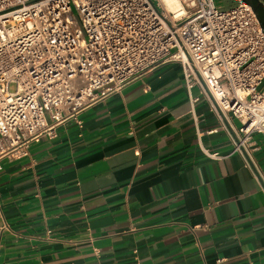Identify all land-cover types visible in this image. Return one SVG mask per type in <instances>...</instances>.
<instances>
[{"label": "crops", "instance_id": "obj_1", "mask_svg": "<svg viewBox=\"0 0 264 264\" xmlns=\"http://www.w3.org/2000/svg\"><path fill=\"white\" fill-rule=\"evenodd\" d=\"M233 150L162 64L0 158V264H264V137Z\"/></svg>", "mask_w": 264, "mask_h": 264}, {"label": "built area", "instance_id": "obj_2", "mask_svg": "<svg viewBox=\"0 0 264 264\" xmlns=\"http://www.w3.org/2000/svg\"><path fill=\"white\" fill-rule=\"evenodd\" d=\"M177 1L178 15L164 0H0V158L26 156L39 137L170 62L234 153L248 151L252 134L264 137V31L254 10L243 0ZM194 123L202 153L221 158ZM7 229L0 216V237Z\"/></svg>", "mask_w": 264, "mask_h": 264}, {"label": "water", "instance_id": "obj_3", "mask_svg": "<svg viewBox=\"0 0 264 264\" xmlns=\"http://www.w3.org/2000/svg\"><path fill=\"white\" fill-rule=\"evenodd\" d=\"M243 1L252 7L264 31V2L261 0H243ZM256 4L260 6V10L257 9Z\"/></svg>", "mask_w": 264, "mask_h": 264}, {"label": "bare ground", "instance_id": "obj_4", "mask_svg": "<svg viewBox=\"0 0 264 264\" xmlns=\"http://www.w3.org/2000/svg\"><path fill=\"white\" fill-rule=\"evenodd\" d=\"M167 3L168 9L175 13V14H179L182 9L180 8V4L177 0H164Z\"/></svg>", "mask_w": 264, "mask_h": 264}, {"label": "rangeland", "instance_id": "obj_5", "mask_svg": "<svg viewBox=\"0 0 264 264\" xmlns=\"http://www.w3.org/2000/svg\"><path fill=\"white\" fill-rule=\"evenodd\" d=\"M215 5L216 6H222V7H230L225 1L223 0H215ZM15 91V86L14 85H11L10 86V92H14Z\"/></svg>", "mask_w": 264, "mask_h": 264}, {"label": "flooded vegetation", "instance_id": "obj_6", "mask_svg": "<svg viewBox=\"0 0 264 264\" xmlns=\"http://www.w3.org/2000/svg\"><path fill=\"white\" fill-rule=\"evenodd\" d=\"M261 1H262V0H261ZM253 3H254V1H253ZM256 7H257V9L260 10V6H259L258 4H256Z\"/></svg>", "mask_w": 264, "mask_h": 264}]
</instances>
